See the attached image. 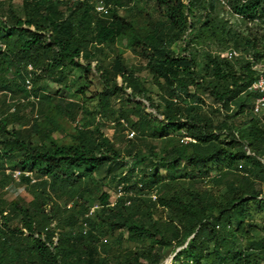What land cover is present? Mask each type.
Returning a JSON list of instances; mask_svg holds the SVG:
<instances>
[{
    "label": "trees",
    "instance_id": "16d2710c",
    "mask_svg": "<svg viewBox=\"0 0 264 264\" xmlns=\"http://www.w3.org/2000/svg\"><path fill=\"white\" fill-rule=\"evenodd\" d=\"M11 1L0 0V89L16 97L15 111L0 117V186L13 183L7 170L29 172L35 182L24 176L20 182L35 195L26 206L7 204L0 196V264H163V251L170 248L177 252L169 264H264V228L254 223V214L264 216V114H253L257 95L249 91L264 69V0L229 4L232 14L260 27L259 36L232 34L216 14L217 0H149L166 21L150 20L143 34L117 13L135 0H102L104 14L95 10L99 0H21L23 18ZM122 40L144 59V68L127 65L119 49L108 67L104 46ZM178 43L176 53L172 48ZM229 49L238 52L234 60L219 56ZM12 70L21 84L7 77ZM71 70L98 78L102 89L93 112L37 83L55 76L70 85ZM143 70L157 87L160 104L150 97ZM204 92L218 108L205 112ZM52 103L41 120L35 116L30 127L35 139L7 130L25 105ZM79 111L84 116L70 144H58L51 135L57 118L77 121ZM114 116L115 127L123 129L119 120L125 119L135 132L134 140L125 141L124 156L100 124ZM213 117L221 119L216 126ZM181 132L195 143L185 145L175 135ZM16 153L23 156L16 160ZM124 158L129 167L121 165L107 177L98 174ZM157 165L166 167L167 179ZM206 180L224 189L218 198L198 188ZM120 184L131 196L109 206L107 190ZM151 191L155 201L148 197ZM90 201L98 209L85 219ZM11 214L20 218L16 227H9ZM126 243L136 248L111 255Z\"/></svg>",
    "mask_w": 264,
    "mask_h": 264
},
{
    "label": "rangeland",
    "instance_id": "374dc122",
    "mask_svg": "<svg viewBox=\"0 0 264 264\" xmlns=\"http://www.w3.org/2000/svg\"><path fill=\"white\" fill-rule=\"evenodd\" d=\"M232 2V0H217L216 6V14L218 16L223 17L229 24L231 28V32L234 35H240V36H252L254 33H256L258 36L261 34L262 30L260 27H256L257 25L255 23L247 22L243 20L241 17L234 15L229 10V4ZM7 6V4L5 5ZM11 8L15 12L17 16L20 18L24 17L23 14V8H22V1L21 0H12L10 3ZM118 15L120 17L125 18L127 21H130L132 23V26L135 29H138L139 34H143L144 31L148 30V24L149 21L152 20L154 22H165L166 19L164 16L158 13L157 7L154 3V1L149 0H135V3L133 6L129 7L128 9H119ZM15 39V37H14ZM182 44L178 43L176 44L172 49L174 52L178 53L179 48ZM232 45V43H231ZM104 49L109 54L108 59V67L111 66V62L113 58L117 55L116 50L122 51L123 59L125 60L126 64L129 66H133L135 68L143 67L145 61L144 59L139 56V54H135L130 48L127 47L126 41H118L117 45L115 46H104ZM238 53V52H237ZM254 68L257 70L261 69V65H256ZM12 73H9L7 77L9 79H13V81L16 84H21L20 80L18 78H15ZM140 76L144 79L145 86L148 88L150 97L156 104H160L158 100V89L156 86H154L151 82V76L147 72V70H143L140 73ZM67 77L69 79L70 85L73 86V89H67L66 85L68 87L69 84L64 83H58L55 78V76H42L39 77L40 80L37 81L40 85V87L44 88L45 90H48L52 95L55 94L58 90L61 92V95L63 94L64 100L68 102L74 103L79 108H84L85 110H88L89 112H93L97 108V94L101 91L102 86L98 81V78L95 74L85 75L80 70H71L67 73ZM26 78L27 75H25V84H26ZM117 82L120 84L121 80L117 79ZM69 85V86H70ZM85 89V94L77 95L76 91L79 89ZM201 98L205 102V112H208L210 108H218L217 104H215L212 99L208 96L207 93H202ZM16 99L12 98L8 95L7 91H2L0 89V117L4 113L11 114L14 110V104L13 101ZM57 99H54V103ZM118 98H114L113 100V106L114 109L117 111L119 108V102ZM54 103L50 105L49 107L41 108V106H37V109L32 108L31 105H25L22 107L19 111V118L12 120V123L7 127V130L10 131L12 129L18 131L22 137H28L34 138L33 133L30 134V127L33 124L35 120V116H38V120H41L44 115L50 113V111L54 107ZM162 108V106H161ZM80 109V110H81ZM83 111H79L77 117L74 120L69 119L67 116H59L57 118L58 128L54 129L52 131V138L57 141L60 145L70 144L71 142V135L74 134L76 127L78 126L77 122H81V118L84 116ZM111 118V120H108L107 122H100L102 124V130L106 137H108L113 143L115 144V147L121 152V154L125 155V141H126V134L125 130L122 128H117L113 124V120L115 119ZM214 125L216 126L219 121L221 120L219 117H213ZM168 134H171L169 132ZM185 134L181 132L180 134H175L180 137ZM125 138V139H124ZM35 139V138H34ZM134 140V139H133ZM148 144H156L159 145V141H152L147 140ZM23 155L21 153L15 154V159L19 160ZM124 163H115L110 166L104 165L100 171H98V174L102 177H107L108 175H113L117 173L120 169V166L123 165L124 168L129 167L131 165L130 160L124 158ZM7 165H10L9 162L6 163ZM143 165L139 164L138 169ZM157 171L160 173L161 176H163L165 179L167 169L163 165H157ZM259 188H262V185H258ZM7 188V189H5ZM199 189H205L207 188L211 193L214 194L215 197H219L224 191V189H219L216 187L211 181L206 180V183L203 186H199ZM35 195V191L32 186L24 183V182H11L10 184L6 185L3 189L0 186V196L7 202V204L11 202H18L22 206H26L29 202L33 200V197ZM93 203L92 201H90ZM95 203L92 204L91 207L96 206ZM20 222V218L18 217V214H11V222L9 224V227H16ZM254 223L259 225L260 227L264 228V216L254 214ZM104 243V241H102ZM136 248V246L132 244H123L122 248L120 249H112L111 255L112 256H119L123 255L127 251H133ZM165 260L163 264H169L174 257L175 253L177 252L176 249H165L164 251Z\"/></svg>",
    "mask_w": 264,
    "mask_h": 264
},
{
    "label": "built area",
    "instance_id": "2783aa9c",
    "mask_svg": "<svg viewBox=\"0 0 264 264\" xmlns=\"http://www.w3.org/2000/svg\"><path fill=\"white\" fill-rule=\"evenodd\" d=\"M62 1V0H59ZM95 10L99 14H104L106 13V6L105 3L102 0H99L96 5H95ZM219 56L223 59L227 60H234L237 56L238 53L235 50L229 49L224 52H221ZM33 68L29 65L27 66V78H26V84L25 88L30 91L32 88V83L31 79L33 77ZM249 91L255 93L257 97L254 99L253 105H252V112L254 115L260 116L264 114V69L260 70L258 72V76L256 80L251 84L249 87ZM121 126L125 130L126 134V139L131 140L135 137V132L129 128L128 123L126 122L125 119H120L119 120ZM182 142L186 145L189 143H195V140L192 138L188 137L187 135L183 134L182 135ZM141 169V168H140ZM7 174L10 175L11 179L13 182H20L21 177L24 176L25 178L30 179V183H34L35 179L29 172H21L19 170L11 171L7 170ZM137 173H135L136 175ZM138 188H142L141 184H138ZM7 189V188H5ZM107 194L109 195L111 199V204L109 206L115 205L119 199H121L124 196H131V194H128V192H125L123 189V184L118 185L117 187L110 188L107 190ZM148 197L151 198L153 201L156 200V195L154 192H149ZM130 204V201L126 202V205L128 206ZM71 204L67 206L69 208ZM98 209V206H94L89 208L88 212L85 214V219H89L94 215V212ZM83 227V234H86L87 232V222H83L82 224Z\"/></svg>",
    "mask_w": 264,
    "mask_h": 264
}]
</instances>
